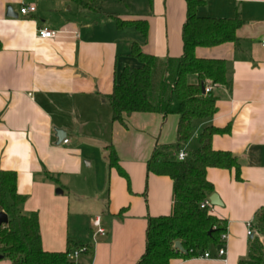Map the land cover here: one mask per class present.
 I'll return each mask as SVG.
<instances>
[{
	"label": "crops",
	"instance_id": "1",
	"mask_svg": "<svg viewBox=\"0 0 264 264\" xmlns=\"http://www.w3.org/2000/svg\"><path fill=\"white\" fill-rule=\"evenodd\" d=\"M114 2L115 10L103 0H95L98 10H87L71 0H0V170L16 173L17 192L25 198L20 213L37 215L44 251L64 252L68 238L92 248L86 259H76L79 264H137L147 217L172 212V181L148 173L147 162L156 147L176 142L179 116L133 113L123 124L113 122L105 97L125 66H139L129 55L133 44L158 58L181 57L186 4L147 0L135 10L133 0ZM23 5L36 10L22 16ZM197 15L237 17L240 26L236 42L194 51L198 59L225 62L227 85L213 87L216 113L193 123L181 149H197L207 126L227 130L214 135L211 146L237 159L240 180L233 171L206 172L222 204L210 214L227 223L225 258L218 259L215 248L210 259L170 264H238L249 253L246 223L264 209V0H204ZM119 21H145L147 37L132 26L119 28ZM40 28L59 33L39 39ZM57 130L68 143L58 142ZM109 147L127 178L109 166ZM96 218L106 236L93 241ZM0 264L10 263L3 258Z\"/></svg>",
	"mask_w": 264,
	"mask_h": 264
},
{
	"label": "trees",
	"instance_id": "2",
	"mask_svg": "<svg viewBox=\"0 0 264 264\" xmlns=\"http://www.w3.org/2000/svg\"><path fill=\"white\" fill-rule=\"evenodd\" d=\"M71 1L81 9L98 10L95 0ZM184 1L186 21L181 32V57L158 58L143 53L137 44H133L129 55L139 62V66H125L111 94L105 97L113 122L123 124L124 116L133 113H176L179 116L176 142L156 147L147 162L148 173L172 181V212L168 216L147 217L145 251L137 264H170L175 259L187 260L217 249L227 223L200 208V203L214 192L206 172L210 168L233 171L235 180H240L237 159L229 152L214 151L211 146L212 137L227 130L207 126L199 135V147L188 152L184 161H176L172 154L189 141L195 121L207 122L216 113L215 97L211 93L203 94L201 86L205 87L207 83L213 87L227 85L225 62L198 59L195 49L236 42L235 33L240 26L237 17H198L197 10L204 5V0ZM124 26H132L143 38L147 37L145 21L118 22L119 28ZM191 77L197 82L190 83ZM174 103L176 108L172 109ZM108 151L109 166L127 178L114 150L109 147ZM24 202L25 198L17 192L16 173L0 170V213L8 217L7 225L0 227V255L10 264H79L69 255L80 249H84L80 255H91L89 245L72 238L67 239L64 252L44 251L37 215L20 213ZM254 229L256 235L250 240L248 257L238 264H264V209L257 213ZM176 242L185 253L174 248Z\"/></svg>",
	"mask_w": 264,
	"mask_h": 264
},
{
	"label": "built area",
	"instance_id": "3",
	"mask_svg": "<svg viewBox=\"0 0 264 264\" xmlns=\"http://www.w3.org/2000/svg\"><path fill=\"white\" fill-rule=\"evenodd\" d=\"M35 10L36 8L33 5H27V6L23 5L20 8L19 13L22 16H27L28 14L34 13ZM58 33L59 32L57 31H51L46 28H40L37 30V35L39 39H53L58 35ZM261 46L264 47V37L261 40ZM212 90H213V85L211 83H207L206 86L204 87V93L209 94L212 92ZM63 143L64 144L68 143V140L67 139L63 140ZM187 155L188 153L184 149H180L175 153L174 158L176 161L181 162L185 160ZM213 207L214 206L210 204V201L208 198H206L200 203V208L206 209L209 214L212 213ZM92 228H93V232H92L93 241L96 240L98 237L106 236V231L101 226L99 218H96L93 220ZM246 228H247V231H246L247 237L252 238L254 235H256V232L254 229V222L246 223ZM227 240H228V236H227V230H226V232L223 233L220 237V245L218 246L217 252H216V257L218 259H224L226 256ZM83 252H84V249L75 251L74 253L69 255V258L76 260L80 256V254ZM198 257L201 259H210L211 255L208 251H205L203 254L199 255Z\"/></svg>",
	"mask_w": 264,
	"mask_h": 264
},
{
	"label": "water",
	"instance_id": "4",
	"mask_svg": "<svg viewBox=\"0 0 264 264\" xmlns=\"http://www.w3.org/2000/svg\"><path fill=\"white\" fill-rule=\"evenodd\" d=\"M11 13H12V9L9 8L7 16H12ZM14 16H16V15H14ZM201 91L204 94V87L203 86H201ZM57 138H58V142H62L63 139L65 138V133L63 131H61V130H57ZM56 193L61 194L62 191L61 190H57ZM208 199H209L210 204L212 206H222L217 194H215V193L211 194ZM7 223H8L7 215L4 214V213H0V227L7 225ZM174 248L176 250H178L179 252H181V253H185V251L183 250V248H182V246H181V244L179 242H176L174 244ZM1 259H3L2 255H0V260Z\"/></svg>",
	"mask_w": 264,
	"mask_h": 264
},
{
	"label": "rangeland",
	"instance_id": "5",
	"mask_svg": "<svg viewBox=\"0 0 264 264\" xmlns=\"http://www.w3.org/2000/svg\"><path fill=\"white\" fill-rule=\"evenodd\" d=\"M42 1H45V0H42ZM46 1H49L50 4L58 5L61 0H46ZM114 1L117 2V0H103V6H105V8L108 9V10L109 9L115 10L116 9V5H115V2ZM133 2H134V9L135 10H142L141 9L142 6H143L142 3H145L146 4L147 3V0H133ZM87 3H88V1H87ZM119 3H121V2L119 1ZM119 9L125 10L124 6H119ZM66 10H67V8H66ZM126 36H129L130 37V35H128V34ZM86 258H87L86 256H84V255L81 256L80 255V257L77 258V259H86Z\"/></svg>",
	"mask_w": 264,
	"mask_h": 264
}]
</instances>
